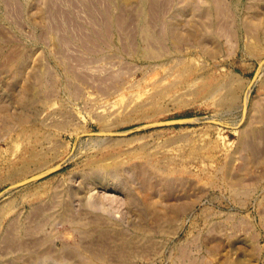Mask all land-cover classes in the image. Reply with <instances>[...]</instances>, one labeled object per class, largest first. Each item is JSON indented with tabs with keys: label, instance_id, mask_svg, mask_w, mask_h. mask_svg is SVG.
<instances>
[{
	"label": "rangeland",
	"instance_id": "rangeland-1",
	"mask_svg": "<svg viewBox=\"0 0 264 264\" xmlns=\"http://www.w3.org/2000/svg\"><path fill=\"white\" fill-rule=\"evenodd\" d=\"M0 264H264V0H0Z\"/></svg>",
	"mask_w": 264,
	"mask_h": 264
},
{
	"label": "bare ground",
	"instance_id": "bare-ground-1",
	"mask_svg": "<svg viewBox=\"0 0 264 264\" xmlns=\"http://www.w3.org/2000/svg\"><path fill=\"white\" fill-rule=\"evenodd\" d=\"M221 5V4H220ZM221 8V7H220ZM223 8V7H222ZM150 31V30H149ZM160 32V31H159ZM148 33H150V32H148ZM164 36H165V34H164Z\"/></svg>",
	"mask_w": 264,
	"mask_h": 264
}]
</instances>
